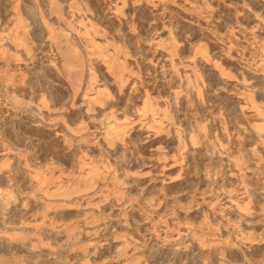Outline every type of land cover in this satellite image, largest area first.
Masks as SVG:
<instances>
[{
  "label": "rangeland",
  "instance_id": "rangeland-1",
  "mask_svg": "<svg viewBox=\"0 0 264 264\" xmlns=\"http://www.w3.org/2000/svg\"><path fill=\"white\" fill-rule=\"evenodd\" d=\"M0 264H264V0H0Z\"/></svg>",
  "mask_w": 264,
  "mask_h": 264
},
{
  "label": "clouds",
  "instance_id": "clouds-1",
  "mask_svg": "<svg viewBox=\"0 0 264 264\" xmlns=\"http://www.w3.org/2000/svg\"><path fill=\"white\" fill-rule=\"evenodd\" d=\"M176 47L179 48L180 45L176 44ZM29 55H31V53H29ZM207 59L210 60V58H207ZM210 62H211V60H210ZM148 63H151V61H148ZM215 67L216 68H220V65L218 63H215ZM220 72H221V76L222 77L223 76H228V73L225 72L223 69H220ZM132 75L136 76V73H132ZM232 78L234 79L235 77H232ZM127 83L128 82L125 80L123 83L120 84L121 91H123V88L127 85ZM139 87H143V84L140 83L139 82V78H137V83L132 85V89L135 92V91H138ZM105 93H107V89H105ZM106 99L111 101V100H115L116 97L112 96L111 94H107ZM104 106L105 105L103 103L100 104V107L103 108ZM54 111L59 112V113H64V112H68L69 109L67 107H60V108L54 109ZM87 115H88L90 121L95 122V123H102V121L95 120V110H94V108H89L87 110ZM36 126L39 127V125H36ZM66 127H67V125H66ZM131 127H132V124L129 123L128 124V128L131 129ZM84 128H85V125L83 123L78 125V127L76 129L69 128V132L73 133V138L71 140H66L65 141V143L69 147V150H71L73 147L78 149L81 144H85V143L88 142L81 136V132L84 130ZM150 132H155V134L157 136H159L161 134V132H165V134L170 135V133H168L167 130L164 129V128H161V129L151 128ZM58 135H59V133H58ZM125 135L126 136H131V131H127L125 133ZM119 142H120L121 145L124 146V151L121 152L119 154V156L116 157V159L118 161L123 160L124 157H125V153L131 152V151H136L137 152V159H139L141 161H145L144 166H146V167H151V165L148 164L147 161H159L160 163H165L169 159H173V160L176 159L175 156H171V157L168 156L167 155V149L164 148L162 145L160 147H157V148L153 149V155L145 157L142 153H139L137 151L138 146H137V144L134 141H130L129 144H125L124 143V139L121 138ZM146 142H147L146 140L141 141V143H146ZM195 146L199 147L198 144L195 145ZM97 147H101L98 144V142H97ZM116 147H117V145L114 142H108V144H107V148L108 149L115 150ZM101 150L105 151L103 148H101ZM253 151H254V149H253ZM125 176H126V178L127 177H136L137 179H143L144 177H151L153 180L156 179V177L153 176L151 171L145 172V171H142V170L141 171L126 172ZM171 179H173V180H181V179H183V177L180 176V175H177V176L172 177ZM162 191H163V189H161V192Z\"/></svg>",
  "mask_w": 264,
  "mask_h": 264
}]
</instances>
